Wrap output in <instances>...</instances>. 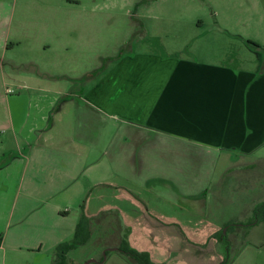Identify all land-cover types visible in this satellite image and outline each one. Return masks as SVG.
<instances>
[{
	"label": "rangeland",
	"instance_id": "1",
	"mask_svg": "<svg viewBox=\"0 0 264 264\" xmlns=\"http://www.w3.org/2000/svg\"><path fill=\"white\" fill-rule=\"evenodd\" d=\"M220 28L233 35L264 34V0H0V139L12 134L8 126L16 119L20 95L44 94L24 81L32 63L63 74L57 79L88 85L125 53L158 50L161 41L175 44L181 38L212 42ZM6 35L10 43L19 37L22 43L5 52ZM35 38L41 39L40 45L31 42ZM260 38L264 41V36ZM46 44L51 49L41 52ZM250 56L255 60V53ZM257 58L264 62V52ZM109 136L107 124L100 139L103 149L108 148ZM13 138V150L24 151ZM107 153L102 154L94 181L112 176L126 186L112 170ZM118 159V169H124V158ZM170 161L175 166L161 169L163 181L152 180L155 172L150 170L149 181L137 188L143 214L118 196L121 191L116 188L114 196L94 187L72 202L66 217L52 205L66 203L69 194L49 202L24 196L19 174L26 168L25 159L2 167L0 241L7 251L6 264H53L57 246L74 237L79 205L85 203L87 214L97 213V221L89 242L67 255L70 264H129L117 251L125 235L130 247L149 253L155 264H264V223L254 221L252 210L264 202V163L250 164L253 167L246 171L243 158L225 161L212 155ZM202 187L207 190L201 191ZM107 205L127 212L134 229L131 236L125 220L121 227L114 211L102 210ZM2 253L1 249L0 264H4Z\"/></svg>",
	"mask_w": 264,
	"mask_h": 264
},
{
	"label": "crops",
	"instance_id": "2",
	"mask_svg": "<svg viewBox=\"0 0 264 264\" xmlns=\"http://www.w3.org/2000/svg\"><path fill=\"white\" fill-rule=\"evenodd\" d=\"M214 32L212 42L181 38L176 39L179 44L161 41L158 50L125 53L88 85L74 84L70 78L57 79L63 74L32 63L24 81L44 94H21L16 100L17 116L8 126L12 134L0 139V172L10 162L25 159L26 168L17 173L24 184V196L49 202L69 194L71 199L66 203L52 205L66 217L72 202L81 199L86 188L94 187L103 195L114 196L116 188L121 191L118 196L138 206V213L143 214L137 188L149 181L146 174L150 170L155 172L152 180L163 181L161 169L175 166L170 159L212 155L225 161L243 158L246 171L253 167L250 164L264 163V62L257 58L264 52L260 38L264 34L233 35L223 28ZM14 42L6 35L5 52L22 39ZM31 42L40 45L41 39ZM49 49L46 44L41 52ZM253 53L255 60L250 56ZM72 87H79V91ZM107 124L109 143L103 149L100 139ZM12 136L24 151L21 147L13 150ZM107 152L112 170L126 186L112 176L94 181L102 154ZM120 157L124 158V169H118ZM149 160L154 161L151 169ZM262 203H257L253 212ZM102 210L119 212L131 236L130 216L122 207L107 205ZM90 215L96 217L97 213ZM4 246L0 241L6 264Z\"/></svg>",
	"mask_w": 264,
	"mask_h": 264
},
{
	"label": "trees",
	"instance_id": "3",
	"mask_svg": "<svg viewBox=\"0 0 264 264\" xmlns=\"http://www.w3.org/2000/svg\"><path fill=\"white\" fill-rule=\"evenodd\" d=\"M114 213L118 215V217H121L119 212L114 211ZM253 213H254V221L257 224L264 223V202L262 204H259ZM118 217H117L118 223L121 224L122 219L120 221V218ZM96 221H97V217H89L84 212V205L81 204L80 219L76 225L74 237L71 240L62 242L57 246L56 254H54V258H53V264H70L68 261L67 255L75 251L76 249H78L80 246H83L87 244V242H89L90 238H92L93 236V232H94L93 227H94V222L96 225ZM121 227H122V224H121ZM224 227L226 228V226ZM228 229L226 233H228ZM127 233L129 234V230H127ZM220 233L221 235H223L222 231ZM126 239H128V235L127 236L125 235L124 239L121 240L120 242L121 245L119 246V249L117 251H119V253L122 254V257L126 260L127 263L129 264H155L151 261L149 253L139 252L138 250L133 249L132 247H130ZM224 240L227 241V238H225V235H224ZM228 247H229V243L227 245V248Z\"/></svg>",
	"mask_w": 264,
	"mask_h": 264
}]
</instances>
